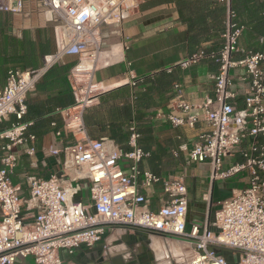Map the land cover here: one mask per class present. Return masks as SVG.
<instances>
[{"label":"built area","instance_id":"built-area-1","mask_svg":"<svg viewBox=\"0 0 264 264\" xmlns=\"http://www.w3.org/2000/svg\"><path fill=\"white\" fill-rule=\"evenodd\" d=\"M27 1L0 0V13L27 15ZM220 1L226 6L222 47L210 53L199 49L178 63L186 68L203 58L214 59L213 97L189 103L176 82L171 108L182 114L169 113L166 118L174 127L190 128L202 119L207 129L199 133L188 160L208 163L212 181L245 171L246 183L218 201L212 222L206 218L187 229L186 185L182 178L163 179L141 167L150 152L141 147L134 121L128 127L126 149L110 138L93 139L85 134L84 110L108 89L93 79V72L108 64L110 58L108 51L100 48V27L122 23L138 6V0H34L53 24L55 50L44 55L35 69L10 68L0 89V121L13 117L0 130V264H17V257L27 256L35 264H78L71 258L76 248L93 246L107 232L134 229L186 243L190 255L184 264H264V49H239L244 25L234 20L231 0ZM261 16L264 18V9ZM236 51L244 56L233 59ZM64 56L76 58L67 75L74 102L56 111L62 130L79 136L73 143L49 151L63 155L62 173H69L71 181L61 183L63 174L32 177L29 196L23 200L20 186L10 175L17 164L16 147L28 143L26 154L34 153L35 135L29 131L32 121L24 120L27 94ZM125 67L133 100L138 80L130 62L125 61ZM236 67L244 69L242 80L249 84L240 105H236L231 89L230 70ZM194 108L201 111L200 116L192 112ZM51 125L56 126V122ZM62 130L55 131L57 137ZM235 156L239 159L224 165L225 158ZM81 179L89 182L88 203L73 199L80 191ZM157 183L162 185L160 204L151 209L143 191ZM24 202L34 210L31 223L24 222ZM224 249L232 251L234 262L225 258Z\"/></svg>","mask_w":264,"mask_h":264},{"label":"crops","instance_id":"crops-1","mask_svg":"<svg viewBox=\"0 0 264 264\" xmlns=\"http://www.w3.org/2000/svg\"><path fill=\"white\" fill-rule=\"evenodd\" d=\"M232 6L237 14L236 20L244 25L238 41L239 49H264V41L259 40L264 38V18L261 16L264 0H232ZM26 12L27 15L0 13V41L8 42L13 37L17 40V46L29 42L35 49L36 68L41 65L44 55L55 50L53 24L44 18L34 0L27 1ZM225 17L226 6L220 0H138V6L122 23L100 27V48L108 51L110 58L108 64L93 72V79L103 82L108 89L99 94L89 107L97 110L101 95L116 93L120 87L127 85L125 61L130 62L137 80L145 79L138 87L142 99L138 103L137 112L142 115V121H139V142L143 149L150 152V156L142 161L141 167L156 170L153 172L163 179L182 178L188 199L187 229L206 218L210 220L212 206L218 207V201L229 197L246 183V175L231 181L228 179L232 177L212 181L208 163L198 164L188 160V152L198 141L199 133L207 129L202 119L190 128L174 127L166 118L169 113L182 114L171 108L173 85L176 82L180 83L182 97L189 103L196 104L205 97H213L212 77L217 71L213 60L203 58L186 68L180 67L178 63L199 48L217 49L223 42ZM8 49L10 51L5 58H11L12 49ZM21 51H18V55ZM243 56L242 51L232 54L233 59ZM3 58L0 53V59ZM75 61L74 56H64L56 64L70 63L72 66ZM22 65V61L0 62V89L5 84L6 71L10 68H32H23ZM69 69L63 74H48L27 94L28 117L25 113L24 120L32 121L29 131L35 135L32 143L34 153L26 154L28 143L16 147L17 164L10 175L11 181L20 186L19 194L23 200L29 196L28 184L32 177L48 178L52 174H63V155H52L50 148L73 143L79 136L74 137L70 132L62 130V119L55 109L54 97L58 93L64 94L65 89L70 88L67 76ZM244 75L245 71L241 67L230 70L236 105L242 103L249 85L247 80H242ZM126 89L129 91L130 87L127 85ZM116 102L120 104L119 100ZM192 112L201 115L197 108ZM12 120L13 117L9 116L0 121V130ZM53 121L56 126L51 125ZM57 129L62 130L60 137L55 134ZM85 134L93 139L106 136V132L94 131L91 137L87 129ZM232 159L238 160L239 157ZM230 160L224 159V165ZM122 164L125 165V161ZM201 168L208 173H200ZM68 174H63L61 183L71 181ZM79 183L80 191L73 199L88 203L89 182L81 179ZM223 184L233 185L230 194L222 195L220 190ZM161 186V183H157L143 191L150 201L151 209L160 204ZM21 213L25 223L32 222L34 210L26 202L21 206ZM103 245H107V249ZM189 255V246L179 239L134 229L107 232L93 246L76 248L71 258L78 264H184ZM16 260L17 264H35L31 256L17 257Z\"/></svg>","mask_w":264,"mask_h":264},{"label":"trees","instance_id":"trees-1","mask_svg":"<svg viewBox=\"0 0 264 264\" xmlns=\"http://www.w3.org/2000/svg\"><path fill=\"white\" fill-rule=\"evenodd\" d=\"M230 7H231L232 11H234V14H235L234 20L237 21L236 20L237 14L235 12V9L232 6V0H231ZM0 32H1V29H0ZM9 39H11V40H9L8 42H1L0 41V53L3 54V56H4L3 59H0V62L1 61L5 62L7 60H9L12 63L22 61L23 62L22 67L23 68H25L27 66H32V68H30V69H35V66H34L35 65V49L32 48L31 44L29 42H27V44L24 43V44H20L19 46H17V40H15L13 37H10ZM15 46H16V48H15ZM9 47H11V49H12L11 58L10 57L5 58L6 54H8L10 51L8 49ZM221 47H222V44L217 49H213V50L204 49V48H199V49H202L206 53H210V52L219 51V49ZM199 49H197L195 52H193L191 54L196 53ZM19 50H22L20 55H18ZM210 59L215 62L214 59H212V58H210ZM216 65H217V63H216ZM70 66H71L70 63L62 64V65H59V64L53 65L38 80L35 87L48 74L53 73V72H61L62 74L66 73ZM6 74H7V71H6ZM144 80L145 79L137 81V84H136L135 89L133 91V93H134V99L133 100L130 99L131 98L130 89L128 91L126 89L127 85H124V86L120 87V89L116 93L110 92V93H104L103 95H101L100 96V105H99V108L97 110L91 109L90 107H88L84 110L83 115H82L83 123H84L85 129H87V132L89 133V135L91 137L94 136L92 134V132H94V131L106 132L105 137L112 139L122 149H126V147H127L126 143H127V137H128V127L132 121L135 122V125H136L138 131L141 133L139 121H142V115H138L137 106H138L139 101L142 98H141V95L139 94L138 87H139L140 83L144 82ZM64 92H65L64 94L59 95V93H58V95H56L54 97L55 109L65 108V107H68V106L73 104L74 99H73L70 88L68 87V90L65 89ZM142 96H144V95H142ZM117 100L120 101V104L116 102ZM26 115L28 117L27 113H26ZM153 171L157 172L156 170H153Z\"/></svg>","mask_w":264,"mask_h":264},{"label":"rangeland","instance_id":"rangeland-1","mask_svg":"<svg viewBox=\"0 0 264 264\" xmlns=\"http://www.w3.org/2000/svg\"><path fill=\"white\" fill-rule=\"evenodd\" d=\"M228 160H230V158H225V161H228ZM199 172L202 173V174H205V175L208 173L207 170L202 169V168L199 170ZM245 175H246V172L244 171V172L238 174L237 176L228 179V181H231V180H234V179H236V178H239L240 176H241V177H244ZM215 187L218 188V185L215 184ZM232 187H233V185H225V184H223V185L221 186V190H220V192H221L222 195H224V196L227 195V194H230V193H231V188H232ZM217 208H218V207L212 206V209H211V215H210V222H212V221L214 220L215 211L217 210ZM223 254H224L225 258H226L229 262H234V255H233V253H232L231 250H229V249H224V250H223Z\"/></svg>","mask_w":264,"mask_h":264},{"label":"bare ground","instance_id":"bare-ground-1","mask_svg":"<svg viewBox=\"0 0 264 264\" xmlns=\"http://www.w3.org/2000/svg\"><path fill=\"white\" fill-rule=\"evenodd\" d=\"M119 46V45H118ZM119 50H120V46H119Z\"/></svg>","mask_w":264,"mask_h":264}]
</instances>
